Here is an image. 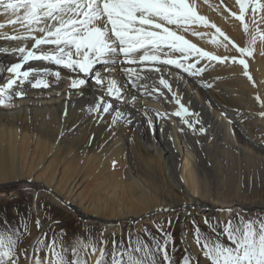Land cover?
Returning <instances> with one entry per match:
<instances>
[{
	"label": "bare ground",
	"instance_id": "bare-ground-1",
	"mask_svg": "<svg viewBox=\"0 0 264 264\" xmlns=\"http://www.w3.org/2000/svg\"><path fill=\"white\" fill-rule=\"evenodd\" d=\"M188 2H194L198 14L231 41H223L215 28L201 24L178 30L199 48L227 57L223 63L201 59L195 68L204 71L197 75L171 65L150 66L159 72L124 65L137 68L141 77L133 86L122 66L104 71L96 65L94 71L115 79L121 88L122 100H117L90 75L43 60L24 63L21 71H29V76L19 78L0 96L6 104L0 106V183L18 181L30 187L34 197L48 191L81 215L106 221L110 228L119 218L161 215L166 209H179L184 217L188 212L217 210L225 218L246 210L249 220L264 218V11H258L253 23L249 7L246 32L232 15L240 14L237 0ZM8 19L0 14V23ZM193 31L204 35L195 36ZM0 33L16 34L11 26ZM214 38L218 43L212 42ZM17 46L22 42L0 35V87L13 77L7 67L21 62L12 51ZM244 47L252 50L251 56L243 57L251 79L238 62V49ZM56 71L59 78L53 74ZM161 77L171 90L159 83ZM81 78L87 83L73 88V80ZM39 80L48 87H33ZM101 97L112 108L104 113L101 105L99 112L91 111ZM200 116L208 123L204 132L199 131ZM88 180L98 184L91 197L79 192ZM35 211L40 212L37 205ZM188 238L185 247L198 264H209Z\"/></svg>",
	"mask_w": 264,
	"mask_h": 264
},
{
	"label": "snow or ice",
	"instance_id": "snow-or-ice-1",
	"mask_svg": "<svg viewBox=\"0 0 264 264\" xmlns=\"http://www.w3.org/2000/svg\"><path fill=\"white\" fill-rule=\"evenodd\" d=\"M237 2L240 14L232 15L241 21L247 32L248 24L244 21L249 7L251 6L253 23H256V14L258 11H264V4H261L260 0ZM0 10H2L0 14L9 17L6 24L0 23V29L11 26L16 33L0 35L7 40L22 42V46L12 50L19 54L21 62L7 67L6 71L13 74V77L0 87V96H3L7 89H12L19 78L26 79L29 76V71H21L24 63L43 60L73 73H83L85 77L92 76L96 84L106 88L107 95L122 100L121 88L116 80L110 77L102 78L99 69L94 71L96 65H102L104 71H112L116 65L122 66L128 81L135 86L141 79L137 68L123 67L124 65H141L140 71L156 72L160 69L150 66L171 65L191 75H197L204 71L203 68H195L201 59L220 63L227 60V57L215 56L178 34V30L189 31L191 24L215 28L223 41L231 42L220 28L199 15L195 3L190 4L188 0H0ZM172 25L176 28L170 27ZM192 34L204 35L195 31ZM255 39L254 35L253 43ZM29 41L32 42L30 48L27 46ZM212 42L218 43L215 38ZM238 50L241 54L238 62L244 66V74L251 79L247 71L248 64L243 57L251 56L252 50L248 47ZM172 53L179 55L173 56ZM189 60H193V63H187ZM233 62H236L235 58ZM53 74L57 78L60 77L59 71ZM85 83L86 79H74L71 86L76 88ZM159 83L171 90L167 80L162 77ZM41 86L46 88L48 83L39 80L33 84V87ZM176 102L179 104V100ZM101 105L104 113L112 108L111 103H105L101 97L95 108L90 110L99 112ZM0 106H6L5 99H0ZM180 107L187 112L183 105ZM175 115L179 116L181 113L177 112ZM261 115L264 116V113ZM116 117L121 118L122 113L117 111ZM115 122L113 120V123ZM184 123L193 127L187 120ZM199 131L204 132V129L200 128ZM35 223L39 229L41 221L36 219ZM24 227L27 232V225ZM223 234H226L229 241L227 245L218 238L215 240L202 238L200 230L196 229V243L209 264H264V218L257 217L247 221L241 218L240 226L229 221ZM41 235L44 236L46 233ZM164 235L163 243L153 238L152 248L139 239L135 246L130 242L127 248H124L122 242L117 247L116 241L113 240L110 254L106 253L103 247L106 241L100 242L102 246L99 249L91 242L85 244L78 241L76 246L71 248L69 259V249L56 239L46 245L44 240L37 239L32 249L34 255H30L26 248L17 250L18 242L21 240L19 229L0 230V264H86L84 257L97 251L99 257L96 264H157L156 253H160L163 260L171 264L172 257L169 255L168 245L173 242V237L171 233ZM40 246L45 252L43 259L39 255ZM172 251L175 252L176 249L173 248ZM108 255L110 261L106 258ZM182 264H191L190 257L184 256Z\"/></svg>",
	"mask_w": 264,
	"mask_h": 264
},
{
	"label": "rangeland",
	"instance_id": "rangeland-1",
	"mask_svg": "<svg viewBox=\"0 0 264 264\" xmlns=\"http://www.w3.org/2000/svg\"><path fill=\"white\" fill-rule=\"evenodd\" d=\"M11 54L14 53L9 55ZM18 86H20V81ZM196 115L198 117L200 114L197 113ZM200 118L201 122H198V127L207 129V121L203 116ZM19 183L18 181L0 183V230L19 229L21 240L18 242L17 250L26 248L30 255H34L33 251L30 250L33 249L37 239L44 240L45 245L53 239L62 242L64 247L69 249L68 258L71 259V248L76 246L78 241H83L85 244L91 242L98 249L102 246L100 242L106 241L107 243L103 247L105 252L110 254L113 248V240L116 241L117 247L122 242L124 248H127L130 242L135 246V242L139 239L147 243L149 248H152L154 247L153 238L163 243L164 234L171 233L173 242L168 245V252L172 257L171 264H182L183 257L186 255L190 257L191 264H198L193 252L185 247L184 242L188 237L191 241L196 242L197 228L200 230L202 238L208 237L213 240L218 238L227 245L229 241L226 234L223 233L228 222L231 221L234 225L240 226L241 218L244 221L250 218L246 210L241 213L230 214L229 217L225 215L223 218L222 213H218L217 210L188 212L189 214L187 213L184 217L183 212L179 209H166L161 215L151 212L150 215H145L143 218H119L114 221L116 225L110 228L106 221H98L87 217L88 215H81L73 205L66 204L48 191L42 190L39 195L34 197L30 187H23ZM96 186H98L97 183L88 180L79 192L85 193V197H91L89 194ZM262 189H260V193L263 191ZM35 205L39 208L40 214L35 211ZM262 216L261 218H263ZM36 219L41 221L39 229L36 227ZM25 225L28 228L27 232ZM116 228L118 229L116 230ZM41 233H46V235L42 236ZM218 234L222 235L218 236ZM33 240H35L34 243H32ZM40 247L39 255L43 259L45 252L43 247ZM198 247L201 250L200 246ZM173 248L176 249L175 252L172 251ZM81 251L83 254L84 250ZM98 257L99 251L84 258L86 264H96ZM93 258L94 261H92ZM106 258L110 261V255ZM155 258L157 264H168L163 260L160 253H156ZM21 259L23 260V257Z\"/></svg>",
	"mask_w": 264,
	"mask_h": 264
}]
</instances>
